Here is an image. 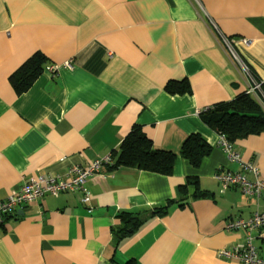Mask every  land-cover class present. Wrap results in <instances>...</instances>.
<instances>
[{
	"label": "crops",
	"instance_id": "crops-1",
	"mask_svg": "<svg viewBox=\"0 0 264 264\" xmlns=\"http://www.w3.org/2000/svg\"><path fill=\"white\" fill-rule=\"evenodd\" d=\"M36 52L72 66L18 93L11 75ZM252 77L264 94V0H0V200L26 178L110 155L134 125L159 148L179 152L191 133L212 146L199 168L181 155L170 175L104 166L88 202L76 190L18 207L0 224V264H244L218 252L244 241L226 222L264 212V194L224 189L216 174L264 179V130L232 144L257 175L229 160L197 110L249 91ZM184 80L191 92L167 89ZM166 203L116 239L123 215Z\"/></svg>",
	"mask_w": 264,
	"mask_h": 264
},
{
	"label": "trees",
	"instance_id": "trees-1",
	"mask_svg": "<svg viewBox=\"0 0 264 264\" xmlns=\"http://www.w3.org/2000/svg\"><path fill=\"white\" fill-rule=\"evenodd\" d=\"M49 64L51 62L42 52H36L28 58L11 75V83L16 91L22 93L28 90ZM167 89L171 92H191L188 80H184L182 83L170 81L167 84ZM201 117L207 125L224 135L231 145L238 139L259 134L264 130V106L255 95L248 91L240 93L232 100L214 105L201 113ZM211 151L212 146L199 133L189 134L182 143L179 152L159 148L140 125H134L118 148L112 151L110 161L104 166L109 171L126 166L170 175L173 173L178 155L188 159L193 167L199 168ZM187 183L195 186V196L205 195V192L199 191L198 178L188 177ZM167 206L168 203L156 206L155 210L150 213L123 215L125 223L115 229L116 239L130 235L154 215L164 214Z\"/></svg>",
	"mask_w": 264,
	"mask_h": 264
},
{
	"label": "built area",
	"instance_id": "built-area-1",
	"mask_svg": "<svg viewBox=\"0 0 264 264\" xmlns=\"http://www.w3.org/2000/svg\"><path fill=\"white\" fill-rule=\"evenodd\" d=\"M226 43L232 48L229 39L225 38ZM235 58L238 56L233 52ZM70 61L64 64L51 63L47 70L54 75L60 72L63 67H71ZM246 70L247 67H245ZM252 76V75H251ZM253 78V84L249 88V93L255 95L264 106V94L261 88V82ZM261 92L262 96H260ZM209 108L199 109L197 113L201 114ZM220 144L223 150L227 152L231 161L242 163L244 169L251 170L258 175L259 170L251 163L244 162L240 154L233 149L232 145L224 135L220 134ZM110 161V155L94 160L87 166L74 164L71 165L64 176H46L29 177L25 179L24 184L13 191L6 200H0V223H3L10 213L17 210L18 207L26 203L37 200L45 194H59L66 191L80 190L83 193L82 202H88L91 199V192L86 187L89 178L103 172L104 164ZM66 176V178H65ZM216 178L222 184L224 189L231 186L241 187L248 195L257 198L264 194V179L257 177L255 180H249L245 173L240 171H230L228 169L219 170ZM229 230L243 229L245 231L244 241L237 243L232 247H223L219 249V254L225 258L234 259L244 264H264V212L256 211L249 218L239 217L230 219L226 222Z\"/></svg>",
	"mask_w": 264,
	"mask_h": 264
}]
</instances>
